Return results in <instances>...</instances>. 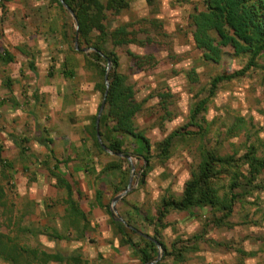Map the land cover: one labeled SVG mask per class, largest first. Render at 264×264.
Returning a JSON list of instances; mask_svg holds the SVG:
<instances>
[{
	"label": "rangeland",
	"instance_id": "obj_1",
	"mask_svg": "<svg viewBox=\"0 0 264 264\" xmlns=\"http://www.w3.org/2000/svg\"><path fill=\"white\" fill-rule=\"evenodd\" d=\"M44 1L50 9L47 18L59 20L60 23L56 28V37L53 39L55 50H53L54 57L48 68L49 77L41 75L38 81L43 86L48 84L55 90L56 88L61 90L63 95L66 93L67 101L70 99L72 88H69L70 86L86 91L88 85L96 86L101 83L102 79L98 76L97 70L88 65V59L91 60L88 57L91 50L84 48L83 43L79 44L76 22L71 14L65 8L64 11L58 6L50 5L49 0ZM52 7L54 9H51ZM195 8L203 9L201 0H155L151 6L147 5L145 0H133L130 8L123 11L110 25L114 28L118 24L153 18L162 22L160 29L149 25L146 34H138L139 39L152 38L151 44L129 45L125 48L114 49L119 57L117 72L128 78V83L134 88L135 101L142 104V109L135 118V125L139 131L144 132L145 137L150 141L151 152L155 151L156 143L165 139L175 130H196L189 126V112L196 96L200 98L206 96L204 90L213 77L239 70L246 63L245 57H234L230 49L224 50L226 55L223 56L219 65L206 63L202 60L201 52L193 47L190 31L186 25L188 14L192 13ZM75 39L77 40V50L75 49ZM127 51L136 56L153 55L156 65L153 68L148 66L138 68L134 60L127 55ZM64 52L78 56V60L71 62L68 59L66 61ZM258 63L260 68L252 69L242 79L224 82L219 87L217 95L210 102L204 115L207 125L206 127L204 124V127L208 129L204 139L201 142L199 139H192L185 146L175 143L171 157L164 164L153 160L152 169L145 178L144 186H137L141 177L142 162L130 156V162L126 159L127 163H124V168L130 167V175L131 166L134 167L133 189L126 195V204L120 202L116 205L117 214L128 211L134 215L136 210H140L141 216L147 212L154 216L161 197L172 196L178 199L182 194L185 182L190 178L191 171L198 163L197 150L200 146L202 147V144H206L220 156L234 155V153L241 156L249 145H253L257 149V156L264 157V58L258 60ZM100 65L105 66L104 63H100ZM192 70L195 73L196 82L190 83L188 73ZM69 72L71 73L69 74ZM66 82L69 85L64 88ZM167 89L172 95L166 103L171 112V120L159 123L162 116L164 118L167 116L159 106L157 94ZM85 91L81 93L80 90L77 93L80 95L79 101L81 102L84 99H90V97L87 98L89 94H86ZM200 92L202 93L199 95ZM60 95L58 93L56 96L61 99L62 95ZM56 96L54 97L56 98ZM100 101L101 95L98 92V104H96L99 105ZM238 120L243 122V127L235 137L228 136V128L239 122ZM44 125L45 128L48 127L41 131V135L45 138L52 137L54 133L58 134L57 132L63 128L57 123L49 124L46 120ZM9 126L10 124L0 123V132L7 131ZM13 127L14 129L18 127L21 130H27L20 122L13 124ZM38 131L37 123L33 131H26V133H30L26 148L28 152L37 154L33 155L34 159L38 158L36 161L30 159L28 154L27 156L18 155V148L0 140L1 157L9 160L13 165L11 170H4L3 175L6 176V179L0 174V187L4 189L3 194L5 195L0 198V234L7 235L26 246L40 248L48 252L57 251L68 255L73 251H78L84 261L83 264H140L127 247L118 244V237L109 241L105 235H101L97 229L102 231L106 227H99L95 224L94 219L89 217V228L84 239H77V232L74 231L75 229L81 231L80 223H77L75 229L71 228L66 233L67 238L62 241H50L45 235H34L37 230L45 228H48L51 234L55 229L64 232L68 221L65 213V197L63 198L66 192L62 191L61 197L57 194L55 198L48 199L49 197H46L45 200L44 197L41 199L42 194L39 193L42 191L41 187L33 185V182L41 177L49 182H54L52 178L48 177L46 170L43 171L42 165L38 168L30 166V162L42 161L41 155L51 156L47 148L37 145L35 138ZM84 138L89 147H93L86 132ZM62 144L59 140H52L50 148L54 151L55 158H63L64 154L62 158L58 154L61 148H57ZM125 144L128 151L136 145L130 139L125 140ZM36 148H41V150L37 152ZM93 149V155L96 158L93 161V166L98 164L102 169L108 162L116 158L112 154H100L95 148ZM107 156H110V161L105 162ZM25 168L26 170H24ZM29 168L33 170L30 171ZM115 174L114 179L118 176L117 172ZM242 174H247L246 166L243 167ZM110 177L113 176L109 172L105 173L101 180H96L97 185L102 182L105 184ZM218 183L221 187L219 193L222 194L228 189L229 177L222 176ZM241 183H245L244 179H241ZM253 185L258 189L247 187L246 191L242 193V197L235 203L234 211L227 221L230 225L213 226L209 224L205 229L204 237L196 244L198 250L189 251L185 255L184 261L179 264H264V170ZM141 191H143L142 194ZM236 191L241 194L243 189ZM35 196L39 198L37 203L33 202V198H37ZM104 214L109 218L105 212ZM198 214V216L192 217L187 213H170L166 218L169 227L161 233L162 241L170 246L173 242L178 240L185 242L193 235L202 232L205 222H210L213 215L208 208L198 210ZM35 215L36 218L33 219L32 216ZM193 218L194 220H192ZM137 220L138 230L152 235L153 227H148L141 217H138ZM114 236L116 235L114 234ZM110 243L120 246L119 251L123 254L120 261L115 259L116 256H119L118 252L109 251L107 246ZM188 245L194 246L195 243L188 242ZM160 253L161 250H158V255ZM162 257L163 252L157 262ZM0 264L4 263L0 261Z\"/></svg>",
	"mask_w": 264,
	"mask_h": 264
},
{
	"label": "trees",
	"instance_id": "obj_2",
	"mask_svg": "<svg viewBox=\"0 0 264 264\" xmlns=\"http://www.w3.org/2000/svg\"><path fill=\"white\" fill-rule=\"evenodd\" d=\"M132 1L63 0L77 21L78 30L76 33L79 44L83 43L84 48L91 50L90 55H87L91 59H88V65L93 66L102 79L101 83L95 86L96 91L101 95V101L105 92L104 76L107 62L111 63L108 73L109 87L99 122V136L102 145L116 158L100 170L97 178L101 179L108 172L113 177L117 172L118 176L110 183L107 190L103 188L95 191V201L109 217V225L116 237L119 238L120 245L128 247L131 255L140 264H179L184 261V257L189 251L198 250L196 244L204 237L205 229L209 224L213 226L230 225L227 221L234 211L235 203L242 197V193L246 191L247 187L258 189L253 183L264 170V157L257 156V149L253 145H249L241 156H237L235 153L234 155L220 156L206 144H202V147L200 146L197 150L198 163L191 171L188 181L185 182L181 196L178 199L172 196L161 197L154 216L148 212L141 216L140 210H136L134 215L128 211L119 212V217L123 219V223H121L112 218L110 202L127 187L130 167L124 168V163H127L126 156L135 157L142 162L138 187L144 186L145 178L152 169L153 160L159 164H164L171 157L175 143H178L179 146H185L192 139H199L200 142L204 139L205 133L208 132V129L204 127V115L210 102L217 95L219 87L224 82L242 79L252 69L260 68L258 60L264 58V0H201L203 9L195 8L192 13L188 14L186 25L190 31L191 41L193 47L201 52V58L204 62L219 65L223 56L226 55L224 50L230 49L234 57H245L246 63L239 70L213 77L204 90L206 96L201 98L196 96L189 112V126L196 130L171 132L165 139L155 144L154 152H151L150 141L145 137L144 132L139 131L135 125V118L141 111L142 104L135 101L134 88L128 83V78L117 72L119 57L114 49L125 48L129 45L151 44L152 38L139 39L138 34H146L149 25L155 29L157 27L160 29L162 22L153 18L118 24L114 28L110 27L111 23L123 11L130 8ZM154 1L145 0L149 6ZM49 3L64 10L59 0H49ZM127 53L138 68L144 66L153 68L156 65V59L153 55L136 56L128 51ZM100 63H104L105 66H101ZM188 79L190 83L196 82L193 70L188 73ZM171 97L169 89L157 94L159 106L164 115L167 116L166 118L162 116L159 123L160 121L171 120V112L166 106ZM98 110L91 118L85 131L92 142V148H95L100 154L109 155L99 144L96 136L95 121ZM238 121L228 128V136L235 137L241 130L243 122ZM129 139L136 144L132 146L130 151L125 148V140ZM52 140L54 139L43 138L38 140L40 144L42 143L41 145L48 149L50 158L55 161L53 166H51V161H45L43 167L48 177L56 182L55 187L66 191L64 205L68 221L64 232L55 229L54 233L51 234L48 228H45V230L41 229L40 232L36 231L34 235L42 234L51 241H62L67 238L66 233L71 228L75 229L77 223H80L82 224L81 231L76 229L74 231L77 232V239H84L89 228L87 213L80 208L79 200L75 198L77 195L80 199L82 193L72 174L67 169H64L65 172L61 170V166L67 167L71 162L70 157L64 154L62 159L55 158L53 156L54 151L50 148ZM27 142L26 138L20 142L15 141L20 156H26L27 150L24 146ZM1 150L0 146V174L3 175L7 169L11 170L13 165L9 160L1 157ZM245 166L247 167V174L243 175L242 169ZM222 176L229 177V186L227 191L220 194L221 187L218 181ZM3 177L6 179L5 175ZM241 179H244L245 183H241ZM237 189H243V192L239 194ZM3 192L4 189L0 187V198L4 196ZM107 192L110 196L103 201V196ZM120 202L126 204V196ZM205 208H208L213 216L210 222H205L202 232L193 235L191 239L185 242L181 240L173 242L170 246L162 241L161 233L169 227L166 218L170 213H187L189 216L195 217L199 215L198 210ZM138 217H141L148 227H153L152 235L138 230ZM144 236L159 243L163 252V257L159 262L155 263L158 256L156 244ZM188 242H194L195 245L189 246ZM0 261L4 264L84 263L78 251H73L68 255L57 251L48 252L21 244L4 234H0Z\"/></svg>",
	"mask_w": 264,
	"mask_h": 264
},
{
	"label": "crops",
	"instance_id": "obj_3",
	"mask_svg": "<svg viewBox=\"0 0 264 264\" xmlns=\"http://www.w3.org/2000/svg\"><path fill=\"white\" fill-rule=\"evenodd\" d=\"M51 9H54V7ZM48 11L50 9H48L44 0H0V123L10 124L7 131L0 132V140L16 147L15 140L21 141L26 138L28 140L26 144H28L30 139L28 135L30 133H26V131H33L37 123L39 125V131L35 139L37 140L38 146L44 147L38 140L45 138L41 135L42 129L48 128L47 126L45 128V120L49 124L57 123L59 126H62L63 128L61 127L62 129L57 132L58 134L54 133L52 137L49 136V138L55 141L59 140L63 143L62 146L57 147L59 149L61 148V151H58L60 157L62 158V155L65 154V156L67 155L71 159L67 167L61 166V170L65 172L64 169H67L77 183L83 198L81 196L80 200L77 195H75V198L79 200L80 208L85 213H89L87 215L88 222L89 218H91L94 219L95 224L99 227H106L102 231L101 229H97V231H100L101 235H105L111 241V239L117 237L114 236V231L109 225V218L105 216L104 209L95 201V191L100 189V187L101 189L106 188L107 190L110 183L113 182L111 180L114 177H110L109 181L106 178L107 182L105 184L102 182L97 185V175L101 168L98 164L93 166V161L96 160L93 155L94 149L89 147L84 138L85 129L89 126L91 118L98 110V92L94 89V84L88 85L86 91L70 86L69 88L72 87L70 90V99L66 101V97L68 96L66 93H64V96L61 90L58 89V91L57 88L55 90L53 87H49L48 84L43 86L38 81L41 75L49 77L50 73L48 68L54 57L53 50H55L53 46L55 41L53 39L56 37V28L60 23L59 20L48 19ZM63 54L66 61L68 59L71 62L78 60V56L68 54V52H64ZM67 85H69L68 82L65 83L64 88ZM80 90L81 93L85 91L86 94H89L87 98L90 97V99H84L82 102L79 101L80 95L77 93ZM58 93L62 95L61 99L56 96ZM16 122L22 123L27 130H21L18 127L14 129L13 124ZM26 144L24 146L25 148ZM36 149L37 152L41 150V148ZM27 152L26 156L28 154L30 159H34L33 155H37L33 152L30 153V151ZM41 157L43 158L42 161H38L37 163L30 162V166L33 165L38 168L41 165L43 166L45 161H51V166L54 165L55 161L50 156L41 155ZM107 157L105 158V162L110 161V156ZM37 159L36 157L34 161ZM29 169L30 171L33 170L32 168ZM43 171H45L44 167ZM66 177L68 178V175ZM33 183L34 187H41L42 191L39 192L42 194L41 199L42 197L45 200L46 197L52 199L57 194L61 197L63 192H66L62 188L57 189L54 187L55 181L49 182L48 180H44L43 177ZM161 185L162 183L160 187ZM140 193L142 194L143 191ZM109 196V192H107L103 196V201L109 198ZM35 197L37 198H33V202L37 203L39 198L38 196ZM64 197H66V193ZM118 203H120V200ZM117 215L119 216V214ZM32 217L35 219L36 215ZM49 240L51 241V239ZM118 244L120 245L119 239ZM120 246L111 243L107 246L109 251L119 253V256L115 257L118 261L121 260L123 255L119 251Z\"/></svg>",
	"mask_w": 264,
	"mask_h": 264
},
{
	"label": "water",
	"instance_id": "obj_4",
	"mask_svg": "<svg viewBox=\"0 0 264 264\" xmlns=\"http://www.w3.org/2000/svg\"><path fill=\"white\" fill-rule=\"evenodd\" d=\"M59 2L61 3V5L63 6V8H65L70 14L71 16L73 17V19L75 20L76 22V31L78 30V24H77V21L73 15V13L71 12V10L66 6V4L63 2V0H59ZM75 49L77 50V40L75 39ZM111 68V63L108 61L107 62V66H106V72H105V76H104V84H105V92H104V95H103V98H102V101H101V105L99 107V110H98V113H97V116H96V121H95V128H96V136H97V139H98V142L101 146L102 145V142H101V139H100V136H99V122H100V117H101V114L103 112V109H104V106H105V99H106V96H107V90H108V87H109V82H108V73H109V70ZM104 150L108 153V154H112L110 151L107 150V148H105L103 146ZM126 159L130 162L131 158L129 156H126ZM133 177H134V167L131 166V175H130V178H129V181H128V184H127V187L126 189L120 193L119 195H117L116 197H114L112 200H111V204H110V210H111V216L114 220L118 221V222H121L123 223V219L120 218L118 215H117V211H116V208H115V205L117 204V202L119 200H121L123 197H125L131 190H132V181H133ZM145 238L147 239H150L152 240L158 250H161V247L159 245L158 242H156L155 240L151 239L150 237H147V236H144ZM162 256V250H161V253L158 255L155 263L160 259V257Z\"/></svg>",
	"mask_w": 264,
	"mask_h": 264
}]
</instances>
